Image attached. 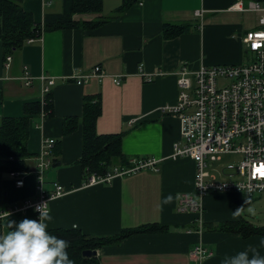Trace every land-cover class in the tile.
Instances as JSON below:
<instances>
[{"label": "crops", "instance_id": "obj_1", "mask_svg": "<svg viewBox=\"0 0 264 264\" xmlns=\"http://www.w3.org/2000/svg\"><path fill=\"white\" fill-rule=\"evenodd\" d=\"M123 1L101 0L100 12L71 13L70 0H19L23 10L39 24L59 19L102 21L94 27L44 31L13 52L7 65L0 44V119L26 115V150L31 154L26 160L27 171L20 174V186L14 185V178L7 172H0V212L37 196L35 158L42 141L52 138L59 163L45 169L41 188L50 192L57 182L68 192L47 201L53 217L46 221L47 230L74 228L84 235L102 236L144 226L164 227L133 232L116 244L96 248L97 264H221L225 256L249 245L264 255L260 246L264 233L241 236L213 228L240 220L253 225L242 216V210L254 195L210 192L197 198L193 192V161L171 156L172 145L179 139L178 118L164 109L176 101L174 72L182 62L195 66L244 61L240 36L256 27V14L229 10L233 0H129L121 13L109 18ZM163 24L182 25L187 30L163 38ZM94 66H99L103 78L74 82L73 74L86 73ZM139 68L145 74H159L145 81ZM23 71L31 76L28 85L21 81ZM43 76L53 79L48 99L45 97V101L50 100L48 109L40 103ZM110 76H120V83L114 84ZM93 95L100 102L95 132L121 133V154L128 160L156 158L154 169L143 168L113 176L108 182L82 185L87 174L77 162L80 124L62 135L61 121L66 116L79 117L82 97ZM27 103H36L38 110L24 114ZM168 194L173 196L172 203L162 205ZM182 195L197 200L198 211L178 210ZM237 208L240 215L234 218ZM25 218L39 216L31 208L4 213L0 216L1 233L10 231L9 220L18 223ZM197 244L210 251V256H193L191 250Z\"/></svg>", "mask_w": 264, "mask_h": 264}, {"label": "built area", "instance_id": "obj_2", "mask_svg": "<svg viewBox=\"0 0 264 264\" xmlns=\"http://www.w3.org/2000/svg\"><path fill=\"white\" fill-rule=\"evenodd\" d=\"M229 10L250 11L256 14V27L244 31L240 41L245 54L244 61L236 64H203L195 66L182 62L175 70L177 97L174 104L165 106L168 113L177 116L179 139L171 148L172 157H188L193 161V192L197 198L210 192H237L245 197L264 192V0H233ZM10 56L4 58L7 65ZM145 81L159 74H145L138 69ZM90 77L104 75L99 66L86 73L73 74L76 84ZM21 81L28 85L31 76L26 71ZM114 84L120 76H110ZM40 103L53 85L51 77H42ZM52 138L42 141L35 158V198H25L0 212H14L31 208L39 216L36 207L68 192L54 182L50 192L41 188L43 173L50 166ZM238 156L235 162L222 163V156ZM158 159L137 157L129 165L112 167L102 175L88 174L82 185L108 182L113 176L143 168L154 169ZM20 171H10L14 185L22 184ZM199 204L192 196L182 195L178 210L198 211ZM191 254L198 259L210 256L200 244L193 246Z\"/></svg>", "mask_w": 264, "mask_h": 264}, {"label": "trees", "instance_id": "obj_3", "mask_svg": "<svg viewBox=\"0 0 264 264\" xmlns=\"http://www.w3.org/2000/svg\"><path fill=\"white\" fill-rule=\"evenodd\" d=\"M129 0H124L109 18L121 13L128 5ZM101 10V0H70L71 13H97ZM105 20V19H103ZM102 20L90 23H77L63 20H55L49 24H39L33 21L29 12L23 10L19 0H0V44L3 59L11 56L25 43L40 37L44 31L67 27H94ZM187 30L182 25H162L163 38H170ZM47 98V97H46ZM48 99V98H47ZM43 108H50V100L45 101ZM38 110L36 103H27L23 106L24 114ZM100 112V102L97 95L83 96L81 102V114L79 117L66 116L61 121V134L71 133L80 124L81 151L77 160L85 174L93 173L102 175L111 170L114 165L127 166L129 160L120 152L119 142L121 133L97 134L94 129L95 119ZM49 110L45 112L48 114ZM28 134V119L26 115L18 117H2L0 119V172L27 171L26 160L31 156L26 150ZM57 146L54 141L51 147L50 165L57 166ZM189 227H193L189 225ZM214 229L233 231L246 236L253 233H264V227L253 226L243 220L238 222H225L217 224ZM162 225L144 226L133 230H121L116 234L90 236L84 235L74 228H55L48 232L57 238L68 241L66 249L69 259L73 264H97L95 256L81 255L84 249H93L102 246L116 244L122 238L133 232L163 230ZM1 233V224H0Z\"/></svg>", "mask_w": 264, "mask_h": 264}, {"label": "clouds", "instance_id": "obj_4", "mask_svg": "<svg viewBox=\"0 0 264 264\" xmlns=\"http://www.w3.org/2000/svg\"><path fill=\"white\" fill-rule=\"evenodd\" d=\"M172 201L173 196L168 194L161 204ZM36 211L39 212L38 219L25 218L18 223L9 220L10 231L0 233V264H73L66 251L68 241L47 230L46 221L53 219L49 211L43 205L37 206ZM239 215L240 209L237 208L233 216ZM260 246L264 247V239L260 240ZM221 264H264V255L257 247L249 245L245 250L225 256Z\"/></svg>", "mask_w": 264, "mask_h": 264}, {"label": "rangeland", "instance_id": "obj_5", "mask_svg": "<svg viewBox=\"0 0 264 264\" xmlns=\"http://www.w3.org/2000/svg\"><path fill=\"white\" fill-rule=\"evenodd\" d=\"M238 156H222V163L235 162ZM249 209H252L250 212ZM242 216L250 221L253 226H264V192L254 195L248 203L243 205Z\"/></svg>", "mask_w": 264, "mask_h": 264}, {"label": "water", "instance_id": "obj_6", "mask_svg": "<svg viewBox=\"0 0 264 264\" xmlns=\"http://www.w3.org/2000/svg\"><path fill=\"white\" fill-rule=\"evenodd\" d=\"M82 256L91 257L95 255V250L91 249H84L81 251Z\"/></svg>", "mask_w": 264, "mask_h": 264}, {"label": "snow or ice", "instance_id": "obj_7", "mask_svg": "<svg viewBox=\"0 0 264 264\" xmlns=\"http://www.w3.org/2000/svg\"><path fill=\"white\" fill-rule=\"evenodd\" d=\"M261 174H264V172H262Z\"/></svg>", "mask_w": 264, "mask_h": 264}]
</instances>
